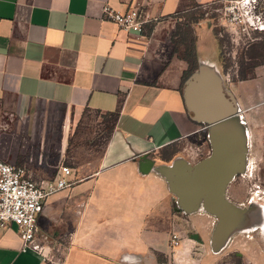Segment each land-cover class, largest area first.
<instances>
[{
    "label": "crops",
    "instance_id": "crops-1",
    "mask_svg": "<svg viewBox=\"0 0 264 264\" xmlns=\"http://www.w3.org/2000/svg\"><path fill=\"white\" fill-rule=\"evenodd\" d=\"M221 1L0 0V158L43 186L63 178L71 184L47 198L39 217L33 247L46 253L27 248L13 225L0 231V264H217L216 247L194 246L192 234L177 233L181 243L172 247L177 220L219 240L210 214L177 211L161 168L207 158L213 135L241 119L249 142L264 144V62L247 79L224 73L219 40L198 28L191 75L183 48L175 53V16ZM105 6L139 7L155 21L142 33L126 32L105 20ZM200 70L233 100L217 105L205 123L194 120L186 90ZM56 111L71 122L86 111L115 115L100 157L71 167L47 163L48 116ZM203 132L207 155H177L179 144ZM172 145L178 152L168 160L163 150ZM248 260L259 264V251Z\"/></svg>",
    "mask_w": 264,
    "mask_h": 264
},
{
    "label": "rangeland",
    "instance_id": "rangeland-1",
    "mask_svg": "<svg viewBox=\"0 0 264 264\" xmlns=\"http://www.w3.org/2000/svg\"><path fill=\"white\" fill-rule=\"evenodd\" d=\"M229 5L228 0H223L211 5H191L183 12L190 11L198 16L204 15V18L198 23L192 24L194 34L197 28L213 32L215 29H220V37H228V43L220 48L219 62L222 67L230 64L228 71L235 76L240 75L243 70L250 73L249 64L264 62V32L250 30L248 35L245 32L236 31L228 21L229 15L226 12V7ZM249 7L246 5L245 10ZM178 22H185V19L179 20L177 18ZM187 22L186 20L185 27L189 25ZM254 44L263 45L260 49V58L256 60L249 58L250 48ZM182 52L181 54H183ZM229 78L231 79V77ZM62 115L63 112L56 111L51 117L48 116L50 124L46 128L44 141L47 163L54 166L62 163V165L71 167L88 161H95L94 158L100 157L106 149L109 136L114 128V118L97 112L86 111L80 120L71 122ZM1 129L2 127H0ZM204 137L205 133L203 132L187 138L178 145L180 152L177 155H192L196 156V159H202L209 152V145ZM249 149L247 169L230 184L227 198L243 211L248 212L250 216H243L236 228L229 229L214 244L210 241L211 235L209 237L200 235L204 242L202 244L195 240L191 242L194 246H207L208 248L215 246L217 264H253L248 258L256 250L259 251L261 257L259 264H264V144H259L255 138L251 137ZM173 161L174 159L168 164ZM254 207H257L258 214L251 216V213L255 212ZM178 209L177 206V211ZM184 214L186 217V213ZM211 216L214 218V225L217 226L219 224L218 218ZM255 226L261 228L255 230ZM175 227L176 233L184 232L187 239L190 238L191 234L196 233L195 229L184 220H177Z\"/></svg>",
    "mask_w": 264,
    "mask_h": 264
},
{
    "label": "water",
    "instance_id": "water-1",
    "mask_svg": "<svg viewBox=\"0 0 264 264\" xmlns=\"http://www.w3.org/2000/svg\"><path fill=\"white\" fill-rule=\"evenodd\" d=\"M207 75L200 70L192 76L186 88L188 104L195 114L194 120L200 123H205L213 110L219 108L217 105L228 100L222 86ZM228 98V104H232L233 100ZM226 128L229 131L224 140H211L212 151L207 158L195 165L176 160L170 166L161 168V173L169 182L170 191L177 198L180 210L186 214L204 210L218 218L219 224L215 232L217 240L229 229L236 228L240 219L246 216L245 211L234 209L227 198L230 182L245 171V129L237 121ZM191 238L203 243L197 233L192 234Z\"/></svg>",
    "mask_w": 264,
    "mask_h": 264
},
{
    "label": "built area",
    "instance_id": "built-area-1",
    "mask_svg": "<svg viewBox=\"0 0 264 264\" xmlns=\"http://www.w3.org/2000/svg\"><path fill=\"white\" fill-rule=\"evenodd\" d=\"M228 3L230 4L226 7L228 21L236 31L248 35L250 30L264 32V0H228ZM246 5L250 7L245 10ZM103 11L105 20L126 32L142 33L147 24L155 21L139 7L119 12L105 6ZM62 171L65 176L71 174L68 167H63ZM70 187L71 184L65 178L43 186L29 178L23 168L0 158V231L14 225L25 246L33 247L39 233V217L44 212L45 201ZM181 240L177 233L173 234L172 247L179 246ZM33 248L41 254L46 253L43 247Z\"/></svg>",
    "mask_w": 264,
    "mask_h": 264
},
{
    "label": "trees",
    "instance_id": "trees-1",
    "mask_svg": "<svg viewBox=\"0 0 264 264\" xmlns=\"http://www.w3.org/2000/svg\"><path fill=\"white\" fill-rule=\"evenodd\" d=\"M179 20L185 19V22H178L177 23V31L172 37V42L175 47V53H179L181 49L183 48V59L189 63V71L187 72L186 75H191L196 69H197V62H196V49H195V42L196 38L194 36V30L192 28V24L198 23L199 20L204 18V15L198 16L194 12H184V13H179L175 16ZM186 20L188 21L187 27L186 25ZM220 29H215L214 34L217 37V39L220 42V45L223 46L225 43H228V37H220ZM263 47L262 44L251 46L250 51H249V58L256 60L260 58V52L261 48ZM261 63H254V64H249L250 65V73L241 71L239 78L240 79H247L249 75L253 76L254 75V69ZM230 64L224 66V73H228ZM111 117L115 118V115L112 114ZM165 156L164 158L171 160L174 154L178 152L177 145H172L170 147L165 148L164 150ZM176 208H177V203H176ZM179 210V209H178ZM182 211V210H179Z\"/></svg>",
    "mask_w": 264,
    "mask_h": 264
},
{
    "label": "bare ground",
    "instance_id": "bare-ground-1",
    "mask_svg": "<svg viewBox=\"0 0 264 264\" xmlns=\"http://www.w3.org/2000/svg\"><path fill=\"white\" fill-rule=\"evenodd\" d=\"M208 72H210L209 74L210 75H216L217 76V72H216V70H214V68H209L208 69ZM241 121V124L244 126V129H245V134H244V141H245V144H246V156H245V159H244V162H243V169H247V161H248V156H249V154H250V149H249V130H248V128H247V126H246V124H245V122H244V120L243 119H241L240 120ZM228 131H229V128H226V129H222V130H220V131H218V133L215 135H213V138H218V139H220V140H218L219 142L220 141H222V140H224V138L227 136V134H228ZM187 163V162H186ZM245 172V171H244ZM243 172V173H244ZM241 174V173H240ZM240 174H238V175H240ZM237 175V176H238ZM236 176V177H237ZM235 177V178H236ZM234 178V179H235ZM234 179L230 182V184L234 181ZM230 184H229V186H230ZM229 186H228V188H229ZM228 188H227V193H228ZM230 204L232 205V207H234V209H237L238 211H243L241 208H239L238 206H236L234 203H232V202H230ZM254 209H255V212H250L251 213V216H255V215H257L258 214V211H257V207H254ZM244 214H246V216H250V214H248V212H246V213H244ZM259 228V226H255V230H257Z\"/></svg>",
    "mask_w": 264,
    "mask_h": 264
},
{
    "label": "flooded vegetation",
    "instance_id": "flooded-vegetation-1",
    "mask_svg": "<svg viewBox=\"0 0 264 264\" xmlns=\"http://www.w3.org/2000/svg\"><path fill=\"white\" fill-rule=\"evenodd\" d=\"M239 255V254H238Z\"/></svg>",
    "mask_w": 264,
    "mask_h": 264
}]
</instances>
